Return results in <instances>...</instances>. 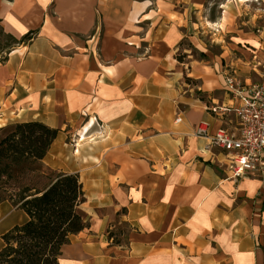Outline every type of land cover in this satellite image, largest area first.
<instances>
[{"label":"crops","instance_id":"crops-1","mask_svg":"<svg viewBox=\"0 0 264 264\" xmlns=\"http://www.w3.org/2000/svg\"><path fill=\"white\" fill-rule=\"evenodd\" d=\"M0 27L31 33L0 59V129L56 128L42 163L82 182L89 224L61 264H264V172L230 177L193 133L228 126L210 107L231 103L264 0H0ZM26 219L1 201L0 239Z\"/></svg>","mask_w":264,"mask_h":264},{"label":"trees","instance_id":"trees-1","mask_svg":"<svg viewBox=\"0 0 264 264\" xmlns=\"http://www.w3.org/2000/svg\"><path fill=\"white\" fill-rule=\"evenodd\" d=\"M0 31L11 39L12 46L31 38V33H27L17 40L1 27ZM56 135V128L39 121L12 124V130L0 140V176L12 175V166L3 163L4 159L42 163ZM48 168L51 177L43 188L24 185L16 193L0 192V202L9 200L27 215L22 224L1 236L0 264H61L62 246L71 235L88 227L82 208L86 198L78 173ZM112 236L113 232L109 231L108 237ZM113 241L120 242L115 237Z\"/></svg>","mask_w":264,"mask_h":264},{"label":"built area","instance_id":"built-area-1","mask_svg":"<svg viewBox=\"0 0 264 264\" xmlns=\"http://www.w3.org/2000/svg\"><path fill=\"white\" fill-rule=\"evenodd\" d=\"M224 73L230 104H213L210 110L228 126L211 129L207 121L194 126V135L207 139V148L223 156L222 164L235 179L264 172V35L250 45L246 70L228 64ZM177 116L175 121H179Z\"/></svg>","mask_w":264,"mask_h":264},{"label":"rangeland","instance_id":"rangeland-1","mask_svg":"<svg viewBox=\"0 0 264 264\" xmlns=\"http://www.w3.org/2000/svg\"><path fill=\"white\" fill-rule=\"evenodd\" d=\"M246 38L252 40L253 38L257 37L253 33H248L246 35ZM11 44V39L0 31V59H3L4 53L8 50L10 46H12ZM11 130L12 125L0 129V140L4 136H6ZM77 138L80 137L77 136ZM70 143L75 144L76 141L73 140ZM5 162L11 164L12 175L8 176L6 173L1 174L0 192L2 194L16 193L18 189L24 185L34 186L35 188L40 189L43 188L50 181V170L48 166L43 163H30L26 161L12 162L10 159H4L3 163ZM49 162L51 163V161ZM118 227V229L121 230L127 229L125 224H120ZM0 242L2 245L3 241L1 239Z\"/></svg>","mask_w":264,"mask_h":264},{"label":"bare ground","instance_id":"bare-ground-1","mask_svg":"<svg viewBox=\"0 0 264 264\" xmlns=\"http://www.w3.org/2000/svg\"><path fill=\"white\" fill-rule=\"evenodd\" d=\"M240 1H245V0H240ZM95 123H96L95 120L93 118H91V120L88 123H86L83 126V128L80 129L81 136H80V138L77 139V147L80 145L81 141H84L85 132L89 129V127L96 125ZM82 130H84L85 132L83 133ZM87 140H90V139L88 138ZM77 152H78V148H76V150H75V153H77Z\"/></svg>","mask_w":264,"mask_h":264}]
</instances>
